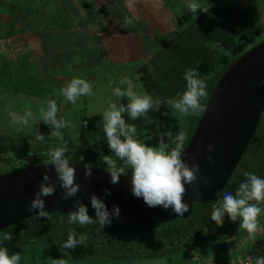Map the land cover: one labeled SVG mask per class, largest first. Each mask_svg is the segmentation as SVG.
<instances>
[{
    "label": "crops",
    "instance_id": "0c3cea01",
    "mask_svg": "<svg viewBox=\"0 0 264 264\" xmlns=\"http://www.w3.org/2000/svg\"><path fill=\"white\" fill-rule=\"evenodd\" d=\"M184 1H177L180 14L187 13ZM171 5L172 0H133L132 7L128 0H0V107L6 124L2 130L35 140L37 133L44 140L57 139L38 112L54 99L58 117L69 122L63 137L71 131L79 133L81 118L101 111L98 101L106 94L105 78L126 62L136 69L171 37L176 29L171 23L174 17L169 16ZM126 18L133 23L127 24ZM73 77L86 79L94 93L80 97L77 107L59 95ZM28 107L35 119L26 127L13 124L8 113L23 115ZM252 247L240 253L264 255V248L255 243ZM224 256L230 255L219 251L213 264L235 261Z\"/></svg>",
    "mask_w": 264,
    "mask_h": 264
},
{
    "label": "clouds",
    "instance_id": "9594fccd",
    "mask_svg": "<svg viewBox=\"0 0 264 264\" xmlns=\"http://www.w3.org/2000/svg\"><path fill=\"white\" fill-rule=\"evenodd\" d=\"M128 6H133V0H128ZM185 6L195 15L201 5L198 0H186ZM127 24H132L131 18H126ZM186 80V89L179 98L170 101V106L175 109L182 117L199 116L205 112V105L202 100L208 99L207 83L201 78L198 69L190 68L184 74ZM119 85L113 88V95L116 101L109 100L107 107L102 113V128L107 139L108 147L113 155H104L102 161L106 164V170L110 173V182L118 184L121 175H127L131 170V191L137 198H143L149 207H162L171 209L176 217H183L188 211L189 205L184 201L187 193L186 185H193V191L197 196L201 193L196 186L200 167L193 162L191 166L182 158L185 145L189 140L188 132L181 129L175 137L171 131L160 135L156 146L145 143L144 140L137 138V128L129 123L124 114L131 120H136L152 110L155 106L154 98L147 93L138 92L137 86L129 77H123ZM258 86L264 87V80L258 82ZM111 87V85H110ZM59 95H62L74 107H77V101L82 96L91 97L94 95L91 84L81 77L71 78L63 86ZM126 98L127 103L118 102ZM39 120L52 128L51 135L56 137L60 143L49 150L47 153V165L54 166V171L59 185L63 189L60 194L61 200H68L77 195L80 191V185L76 182V168L70 165L71 157L67 156V142L64 140L62 130L69 127V122L63 117H58L59 108L56 100L48 99L46 106L38 109ZM11 122L18 126H28L31 120H34V113L30 107L24 110L23 115L17 112L8 113ZM186 123V121H185ZM86 124V121L85 123ZM164 136L168 137L166 142ZM38 140H44L42 134L37 133ZM208 152L213 151V146L208 144ZM32 153L29 152V155ZM206 159L211 163L212 156L207 155ZM79 160L83 162L81 155ZM119 161V163H118ZM84 176L91 178L92 164L84 163ZM246 178L241 182L235 191V194L226 192L222 200L217 201L213 206L211 220L217 225H222L225 213L231 221L239 220V228L245 230L249 239L256 240V234L259 229V217L264 214V178L245 171ZM42 180L38 185V191L30 200L26 210L32 212L34 209L39 211L35 218H48L49 212L45 210V201L42 197L52 196L56 192L55 182L48 172L41 173ZM205 183H209L207 177L203 178ZM106 195L110 191L103 190ZM91 206L95 211V218L103 227L111 223L112 217L119 216V208L113 206L110 213L105 203L95 194L90 196ZM74 210L68 213V224H79L81 227L93 223V217L88 214L87 206L78 198L73 202ZM60 222L64 220L61 217ZM12 234L4 233L0 238L2 241H10ZM86 236L84 234L77 237L76 230L70 228L67 234V240L63 242L65 249H75L79 244L85 245ZM254 264H264V256H257ZM21 255L19 252L9 254L7 247L0 246V264H20ZM55 264H66L63 259H58Z\"/></svg>",
    "mask_w": 264,
    "mask_h": 264
},
{
    "label": "trees",
    "instance_id": "16d2710c",
    "mask_svg": "<svg viewBox=\"0 0 264 264\" xmlns=\"http://www.w3.org/2000/svg\"><path fill=\"white\" fill-rule=\"evenodd\" d=\"M184 14L174 18L176 29L167 42L151 53L145 63L136 67L140 85L155 101L154 108L146 116L131 120L126 113L124 114L125 119L136 122L138 127L148 129L154 127L159 112L166 104V99L180 94L186 89V80L184 79L186 70L198 69L202 77L212 71L217 64H220V75L238 55L250 47L248 45L253 40L249 18L246 12L237 11L233 0L206 6L191 18L188 13ZM121 103L126 102L121 101ZM262 112L255 125L254 136L249 139L247 144L250 142L253 146H261V151L264 152V148H262L264 146V125L258 126ZM97 119V116H83L80 121L79 135L82 136ZM85 121L86 124H84ZM53 140L56 139L45 140L48 142L45 143V146H52L53 142L50 141ZM6 141L5 135L0 133V143L4 146ZM35 141L42 142L44 140L36 139ZM66 142L67 147H70L72 141L67 140ZM246 146L248 149L249 145ZM82 153L84 160L95 157L86 151H82ZM100 155L104 156L103 152ZM22 157L21 160H27ZM261 157L260 155L258 159L261 160ZM27 164L30 162L15 164L10 168L0 170V173ZM245 170H235L225 187L215 198L210 201L196 202L187 216L176 217L159 224L144 225L148 226L147 230H143L147 232L144 234L146 240L156 238L164 242L159 252H146L144 255L138 256L131 253H109L103 245L94 246L86 242L84 246L78 244L75 249H65L62 244L67 240L68 230L75 229L77 237H79L83 228L79 224H68V213H49L48 218L31 216L8 225L0 230V238L4 233L10 232L12 239L2 241L0 246L7 247L9 254L24 253L25 250L34 252L35 249L41 252H52L64 261L74 264H114L124 260L148 259L162 255L169 258L181 251L192 253L205 245L207 246L208 243L226 238L239 227V220L231 221L226 213L223 224L217 225L212 222L211 213L213 206L217 201L222 200L226 192L235 194L239 184L245 180L243 175ZM247 171L258 176L262 175L255 165L249 166ZM61 217L64 220L63 224L60 222Z\"/></svg>",
    "mask_w": 264,
    "mask_h": 264
},
{
    "label": "water",
    "instance_id": "95a60500",
    "mask_svg": "<svg viewBox=\"0 0 264 264\" xmlns=\"http://www.w3.org/2000/svg\"><path fill=\"white\" fill-rule=\"evenodd\" d=\"M264 80V40L253 43L238 55L220 74L204 105L205 112L195 122L182 158L191 166L200 167L196 186L186 185L184 201L189 205L187 216L196 202L210 201L225 187L229 175L246 147L259 115L264 108V87L258 82ZM213 146L208 152L207 145ZM93 156L101 154L96 149L85 148ZM212 156L210 163L206 156ZM84 163L70 161L76 168V182L80 191L68 200H61L63 189L59 185L54 166L44 163L21 165L0 173V230L24 218L36 216L38 209L26 210L28 203L38 191L41 173L47 171L56 185L52 196L42 197L45 210L49 213H69L74 210L73 202L78 198L87 206L88 214L95 218L90 196L95 194L111 213L113 206L119 208V216L111 221L127 225L160 223L176 217L171 209L149 207L143 198H137L131 191V173L121 175L118 184L110 182V173L92 165L91 178L84 176ZM204 177L210 181L205 183ZM107 188L110 195L103 191Z\"/></svg>",
    "mask_w": 264,
    "mask_h": 264
},
{
    "label": "rangeland",
    "instance_id": "374dc122",
    "mask_svg": "<svg viewBox=\"0 0 264 264\" xmlns=\"http://www.w3.org/2000/svg\"><path fill=\"white\" fill-rule=\"evenodd\" d=\"M177 1L180 2V0H172L171 9L169 12V16L171 17H177L178 15H185L184 13L180 12V6H178ZM222 2L224 0H198V3L201 5V9L206 4H214L218 2ZM235 3L237 11H243L246 12L250 24H251V30L253 34V40L251 43H249L248 46H251L253 43H256L258 41L264 40V0H233ZM181 3V2H180ZM186 0L184 1V4L182 5L183 8H186L187 13L191 17H194L199 10L198 9L195 13V15L185 6ZM206 7V6H205ZM171 13V15H170ZM174 25V19L173 22ZM176 27V26H175ZM134 63L126 62L125 64H121L118 66V70H115L114 72L109 74V77L107 79L105 78L106 85L104 86V97L100 95L99 103V109L101 111L96 110L98 115V119L96 122L90 126L82 136L79 135V133L75 131H71L69 133L70 135H67L64 137V140H71L70 142L71 146L67 147L68 152L66 153L67 156L71 157V161L73 162H79V157L83 154L85 148H96L103 152V155H113L111 153V149L108 147L107 139L105 137V134L103 132L102 128V113L107 107V103L109 100L116 101L117 98L113 95V88L120 86L119 81L123 77H129L132 82L137 86L136 90L138 92L146 93L142 86L139 85L138 80V73L136 72V69L133 68ZM221 65L217 64V66L214 67L212 71H210L207 75L202 76L201 78L204 79L207 83V92L209 94L211 87L214 86L216 80L218 79L219 72H220ZM118 72V74H117ZM111 85V87H110ZM101 89V87H98L97 90ZM185 91V90H184ZM183 93V92H182ZM176 94L173 96H170L166 99V104L164 108L159 112V115L155 121L154 127L152 129L138 127L136 122H132L131 120H127L129 123L134 124L137 128V138L144 140L146 144L151 146H156L158 144V141L160 139V135L171 131L172 136L175 137V135L181 130L184 129L188 132V135L190 137L191 132L194 127V122L198 116H188V117H182L175 109H173L170 106V101L173 99L179 98V96L182 94ZM124 101L127 103L126 98H122V100L118 101L121 102ZM206 100H202V103L204 104ZM102 107V108H101ZM90 110H95L90 108ZM101 112V113H100ZM262 112V111H261ZM5 111L2 107H0V133L4 134L6 137V143L3 146L2 143H0V170H3L5 168H10L15 164H22L24 162H30V163H44L48 161L47 153L50 149L56 147L60 141L58 139L50 141L52 146H45L46 142L45 140L35 141L34 139L27 137L26 135H20L13 132H5L2 129H5L6 124L3 121ZM186 121V123H185ZM264 125V111L261 114L260 124L258 126ZM10 129H13V127ZM164 139L166 142L168 141V137L164 136ZM29 152L32 153L29 155ZM24 155V156H23ZM18 156V157H16ZM24 157L27 160H21V157ZM22 157V158H23ZM246 158V154L242 155V160ZM241 160V161H242ZM240 161V162H241ZM7 163V164H5ZM96 165L106 168V164L102 161H95ZM119 163V161H118ZM2 165V166H1ZM108 226V224L104 225ZM148 226H138V227H127L125 230L128 232V234L137 235L141 233L143 230H147ZM259 231L256 234V240L252 241L249 239L248 234L245 230L237 227L236 230L232 231L229 235L226 236L224 239H219L214 242L208 243L207 246H203V248L198 249V251H194L192 253H188L186 251H181L179 253H175L174 255L169 256H159V257H153L148 259H130V260H124L119 261L114 264H213L215 262L216 254L219 253V251H223L227 253V255L230 256H224V258L227 260L229 257L233 258L235 260L233 264L236 262L237 257L240 258L245 252L240 253L241 249L243 248H253V244L255 243L257 247H260L261 249L264 248V214H262L259 217ZM240 232V233H239ZM242 241L241 243H239ZM236 248V250L234 249ZM256 248V247H255ZM247 250V249H246ZM263 250V249H262ZM37 251V252H36ZM264 251V250H263ZM240 253V254H239ZM21 260L20 264H55V261L58 259H62L55 254L47 253V252H41L38 249L28 251L25 250L24 253H20ZM223 259V256H222ZM66 262V261H65ZM66 264H74L66 262Z\"/></svg>",
    "mask_w": 264,
    "mask_h": 264
},
{
    "label": "flooded vegetation",
    "instance_id": "af4514ba",
    "mask_svg": "<svg viewBox=\"0 0 264 264\" xmlns=\"http://www.w3.org/2000/svg\"><path fill=\"white\" fill-rule=\"evenodd\" d=\"M255 129L256 126L254 128V131ZM254 131L250 138L254 136ZM257 144H259V142H257ZM247 145H249L248 148L249 150L247 149V146L244 148L237 164L235 165L231 174L229 175L227 182L229 181V178L234 174L235 170L246 169L245 171H247L249 169V166L253 167V165H255V168L258 170V172L261 171L262 175L260 177L264 178V152L261 151V146L260 147L258 145L253 146L251 145L250 142ZM262 148H264V146H262ZM243 154H246V158L242 160L241 158ZM260 155L262 156L261 160L258 159ZM100 158L103 159V156L97 155L93 157V159H87V160H83V162L81 161L79 162L91 163L94 166L100 167L94 163L95 161H102V159ZM128 173H131L130 169ZM152 224H159V223H152ZM144 225H149V224H144ZM132 226H142V225H127V224L111 221V223H109L108 226L102 227L99 221L96 218H93V223L83 226L82 234L86 236V240H85L86 243H89L94 246L103 245L105 247V250H107V252L109 253H120V254L131 253V254H137L138 256L141 254L144 255V253L146 252H159L162 249L161 247H163L164 242L156 238H153L152 240H146L147 238L144 236V234H147L146 231H141V233L135 236L130 233L128 234L125 228ZM162 256H166V255H162Z\"/></svg>",
    "mask_w": 264,
    "mask_h": 264
},
{
    "label": "built area",
    "instance_id": "2783aa9c",
    "mask_svg": "<svg viewBox=\"0 0 264 264\" xmlns=\"http://www.w3.org/2000/svg\"><path fill=\"white\" fill-rule=\"evenodd\" d=\"M253 258H255L254 253L246 252L242 256H240L238 264H254Z\"/></svg>",
    "mask_w": 264,
    "mask_h": 264
}]
</instances>
